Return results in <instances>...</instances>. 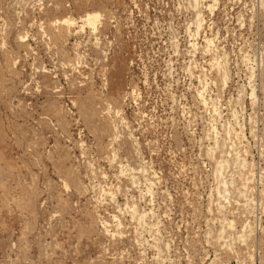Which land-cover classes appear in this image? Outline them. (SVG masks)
<instances>
[{"label": "rangeland", "instance_id": "1", "mask_svg": "<svg viewBox=\"0 0 264 264\" xmlns=\"http://www.w3.org/2000/svg\"><path fill=\"white\" fill-rule=\"evenodd\" d=\"M0 264H264V0H0Z\"/></svg>", "mask_w": 264, "mask_h": 264}, {"label": "bare ground", "instance_id": "2", "mask_svg": "<svg viewBox=\"0 0 264 264\" xmlns=\"http://www.w3.org/2000/svg\"><path fill=\"white\" fill-rule=\"evenodd\" d=\"M99 18L98 13H89L85 18L84 22L92 28L93 31L98 29L97 20ZM222 71V70H221Z\"/></svg>", "mask_w": 264, "mask_h": 264}]
</instances>
